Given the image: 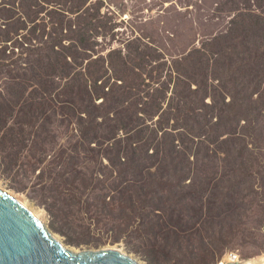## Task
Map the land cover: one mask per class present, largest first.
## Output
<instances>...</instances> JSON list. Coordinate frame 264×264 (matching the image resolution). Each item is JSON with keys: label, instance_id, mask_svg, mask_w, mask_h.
<instances>
[{"label": "rangeland", "instance_id": "1", "mask_svg": "<svg viewBox=\"0 0 264 264\" xmlns=\"http://www.w3.org/2000/svg\"><path fill=\"white\" fill-rule=\"evenodd\" d=\"M4 5L1 190L76 253L264 261V0Z\"/></svg>", "mask_w": 264, "mask_h": 264}, {"label": "water", "instance_id": "2", "mask_svg": "<svg viewBox=\"0 0 264 264\" xmlns=\"http://www.w3.org/2000/svg\"><path fill=\"white\" fill-rule=\"evenodd\" d=\"M0 264H140L112 249L75 253L61 245L44 225L0 189Z\"/></svg>", "mask_w": 264, "mask_h": 264}, {"label": "bare ground", "instance_id": "3", "mask_svg": "<svg viewBox=\"0 0 264 264\" xmlns=\"http://www.w3.org/2000/svg\"><path fill=\"white\" fill-rule=\"evenodd\" d=\"M6 192V191H5ZM7 193V192H6ZM8 194V193H7ZM10 195V194H9ZM14 196V195H13ZM12 196V197H13ZM14 198V197H13ZM25 210H28L29 208H27L20 200H18L16 197L14 198ZM28 212H30L34 217H36L37 219L39 217L36 216V214L34 212H32L30 209L28 210ZM39 220V219H38ZM41 221V220H39ZM54 237V236H53ZM56 237V236H55ZM54 237V238H55ZM61 245H63V242L58 238L56 237L55 238ZM60 240V241H59ZM64 246V245H63ZM65 247V246H64ZM67 248L68 250L72 251L71 249H69L68 247H65ZM112 250H117V249H112ZM117 251H120V250H117ZM74 252V251H73ZM82 252V251H80ZM80 252H77V253H80ZM121 252V251H120ZM76 253V252H75ZM131 258H133L131 255H130ZM135 259V258H133ZM138 263L140 264H144V262L140 261V260H137L135 259ZM223 264H264V261H225Z\"/></svg>", "mask_w": 264, "mask_h": 264}, {"label": "trees", "instance_id": "4", "mask_svg": "<svg viewBox=\"0 0 264 264\" xmlns=\"http://www.w3.org/2000/svg\"><path fill=\"white\" fill-rule=\"evenodd\" d=\"M2 1H7V0H2ZM15 1V0H14ZM12 6H14V2L12 3ZM1 10H2V12L4 13V12H6V10L7 9H9V8H6V6L4 5V6H2V8H0ZM8 27V26H7ZM2 36L4 35V37H5V39H7V36H9V37H14V36H17V35H19L20 33H18V32H15V33H12V34H10V33H8V31H7V28H6V26L4 25V27H2ZM18 33V34H17ZM17 42V44H18V46L20 45V43L18 42V41H16ZM5 51H6V49H5ZM217 219H219V218H217ZM168 233H170L168 230L167 231H165V233H163V236H162V239L164 240L165 238H166V236H167V234ZM171 234V233H170ZM152 235H155L154 234V232H152ZM161 236H159V238H160ZM224 252H225V250H224ZM218 262V261H217ZM216 262V263H217Z\"/></svg>", "mask_w": 264, "mask_h": 264}]
</instances>
